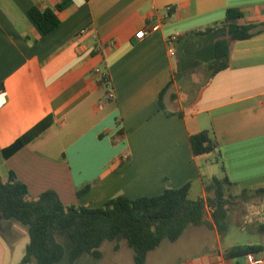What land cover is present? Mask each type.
I'll return each instance as SVG.
<instances>
[{"label": "crops", "instance_id": "0c3cea01", "mask_svg": "<svg viewBox=\"0 0 264 264\" xmlns=\"http://www.w3.org/2000/svg\"><path fill=\"white\" fill-rule=\"evenodd\" d=\"M62 2L60 24L45 34L29 10ZM231 8L244 13L239 23L264 22V0H0V175L14 172L32 198L52 190L64 205L98 208L118 195L152 197L190 182L191 198L195 189V200L206 198L204 181L225 174L235 198L228 228L220 232L207 215L213 226L164 239L143 264H247L248 254L232 248H264V193L255 192L264 188V31L233 41L229 66L214 74L207 65L227 28L191 34ZM149 26L156 28L136 37ZM96 67L108 72L114 98ZM46 119L39 135L3 154ZM203 130L219 149L196 156L190 137ZM29 240L26 225L0 213V264L19 263ZM119 243L115 250L106 240L100 257L69 262L138 264L127 241Z\"/></svg>", "mask_w": 264, "mask_h": 264}, {"label": "trees", "instance_id": "16d2710c", "mask_svg": "<svg viewBox=\"0 0 264 264\" xmlns=\"http://www.w3.org/2000/svg\"><path fill=\"white\" fill-rule=\"evenodd\" d=\"M65 5L66 2H62L44 10L33 6L29 13L47 34L60 24L57 12ZM243 17L241 10L231 8L224 20L191 32L194 35H206L220 26L227 28V35L216 40L214 60L207 65L212 74L229 66L233 41L247 39L264 31V22L239 23ZM48 125L50 120H43L5 148L3 154L6 157L14 154ZM118 140L119 136H114L113 141ZM190 141L196 156L218 152L219 143L211 130L191 135ZM204 184L206 198L192 199L190 182L180 188L167 187L162 194L152 197L132 199L118 195L101 207L89 208L64 205L52 190L32 198L27 185L14 172H10L7 179L0 175V213L6 219H15L28 227L30 240L23 258L17 264H58L66 255L71 262H75L85 253L100 257V247L104 241H114V249L118 250L119 242L123 239L134 250L135 261L143 264L148 253L159 247L164 239L176 241L189 226H213L207 219L209 207L218 230L223 232L228 228L227 204L232 201V196L227 195L232 183L224 174L222 177L206 179ZM89 187L85 186L79 194ZM255 192L264 193V188H258ZM60 234H67L71 239L68 253L58 239ZM232 250L238 255H246L260 252L264 248L248 244L233 247Z\"/></svg>", "mask_w": 264, "mask_h": 264}, {"label": "built area", "instance_id": "2783aa9c", "mask_svg": "<svg viewBox=\"0 0 264 264\" xmlns=\"http://www.w3.org/2000/svg\"><path fill=\"white\" fill-rule=\"evenodd\" d=\"M156 26H149L147 29L140 30L136 33L137 38H143L150 31H153ZM178 39L177 35H171L168 37V51L171 55L176 54L175 43ZM94 73L99 77L101 83L107 87V97L112 99L115 96L111 79L108 72L103 71L100 67L94 69ZM247 264H264V254L249 253L247 255Z\"/></svg>", "mask_w": 264, "mask_h": 264}, {"label": "rangeland", "instance_id": "374dc122", "mask_svg": "<svg viewBox=\"0 0 264 264\" xmlns=\"http://www.w3.org/2000/svg\"><path fill=\"white\" fill-rule=\"evenodd\" d=\"M219 173H220V171H219ZM197 195H198V189H195L194 192H193V194H192V198L195 199V198L197 197ZM227 196H228V195H227ZM231 199H233V200L235 201V198H234V197H232ZM230 203H232V202H230ZM230 203H228L227 206H228ZM208 216H209V217L211 216V208H210V207L208 208ZM58 239H59V241H61V242L65 245V247H66V251H67V253H68V251H69V249H70V247H71V239H70V237H69L67 234H60V235H58ZM20 242H22V241H20ZM19 250H21V251L23 250V249L20 247V245H19L18 248H17V252H18ZM19 259H20V258H19ZM60 264H70L69 259H68V255H66V256L64 257V259L61 261Z\"/></svg>", "mask_w": 264, "mask_h": 264}]
</instances>
